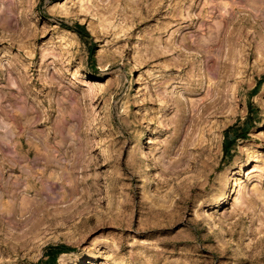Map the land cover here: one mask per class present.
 <instances>
[{
	"label": "rangeland",
	"instance_id": "374dc122",
	"mask_svg": "<svg viewBox=\"0 0 264 264\" xmlns=\"http://www.w3.org/2000/svg\"><path fill=\"white\" fill-rule=\"evenodd\" d=\"M0 239L264 264V0H0Z\"/></svg>",
	"mask_w": 264,
	"mask_h": 264
},
{
	"label": "bare ground",
	"instance_id": "6f19581e",
	"mask_svg": "<svg viewBox=\"0 0 264 264\" xmlns=\"http://www.w3.org/2000/svg\"><path fill=\"white\" fill-rule=\"evenodd\" d=\"M217 26H219V22H217ZM204 60V59H203ZM216 60V59H215ZM214 60V62H213V64H215V65H217V60L215 61ZM212 62H211V64H212ZM202 64H204V65H200V68L202 69V71H203V74L205 75V76H207V79L208 80H210V74H212V75H214L215 74V68H214V66H213V68L211 67V66H209L208 64H206V63H202ZM199 67V66H198ZM202 74V75H203ZM207 74V75H206ZM203 75V76H204ZM204 76V77H205ZM206 78V77H205ZM88 82V81H87ZM130 82L132 83V80H130ZM95 84V82H93V81H89L88 82V85L89 86H92V85H94ZM131 90V89H130ZM227 95H225V97H226ZM179 98V97H178ZM227 102H229V100L227 99V97H226V101L225 102H223V104L221 105V106H219L218 107V109L216 110V113L217 112H221L222 110H219V109H222L223 108V106H224V104H226ZM179 106V105H178ZM177 108V107H176ZM185 108V107H184ZM183 109V108H182ZM181 109V110H182ZM179 110V109H178ZM177 109H176V111H178ZM186 110V109H185ZM179 112V111H178ZM223 112V111H222ZM221 112V113H222ZM184 113V112H183ZM186 113V112H185ZM181 114V113H180ZM210 114V113H209ZM211 114H213V113H211ZM176 115H177V112H176ZM184 118H185V116H183ZM208 117V116H207ZM206 117V118H207ZM176 118V117H175ZM209 118H210V116H209ZM208 119V118H207ZM181 120H183V119H181ZM178 119L176 118L175 119V123H174V125L172 126V127H174V133H177L178 132V130H180V127H179V124H178ZM208 121V120H207ZM182 122V121H181ZM180 122V123H181ZM183 123V122H182ZM181 131V130H180ZM179 131V132H180ZM178 132V133H179ZM175 135V134H174ZM213 136H215V135H213ZM218 138V137H217ZM212 139V138H211ZM211 139L209 138V140L211 141ZM197 140V139H196ZM199 140V139H198ZM197 140V141H198ZM210 145V144H209ZM223 194L220 196V198L221 199H223ZM13 245L11 246L8 242H5L4 240H2V239H0V248H1V251H0V262H4L6 259H11V257H12V255H14V254H16V255H19L22 251V249H21V247H20V244H15V243H12ZM3 246V247H2ZM22 246V245H21ZM26 254V252H23L22 254H21V258L24 256Z\"/></svg>",
	"mask_w": 264,
	"mask_h": 264
}]
</instances>
